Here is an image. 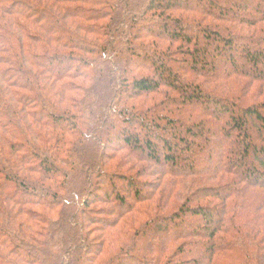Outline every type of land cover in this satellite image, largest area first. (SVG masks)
Listing matches in <instances>:
<instances>
[{"label": "trees", "instance_id": "1", "mask_svg": "<svg viewBox=\"0 0 264 264\" xmlns=\"http://www.w3.org/2000/svg\"><path fill=\"white\" fill-rule=\"evenodd\" d=\"M233 1L0 0V264H264V4ZM214 137L209 172L174 153Z\"/></svg>", "mask_w": 264, "mask_h": 264}, {"label": "rangeland", "instance_id": "2", "mask_svg": "<svg viewBox=\"0 0 264 264\" xmlns=\"http://www.w3.org/2000/svg\"><path fill=\"white\" fill-rule=\"evenodd\" d=\"M220 1H226V0H220ZM233 3H238V1H233ZM258 4H264V2H258V1H255V0H252L250 3H249V7L248 8H254L255 7V5H258ZM238 46V45H237ZM224 60H227V57L225 56L224 57ZM217 67H219L220 66V63H219V61L218 60H216V64H215ZM134 68H137V67H133L132 66V69L133 70H136V69H134ZM140 68H144V67H140ZM246 69H249V67H246ZM136 71H138V70H136ZM104 85L106 84V83H103ZM254 87L256 86L255 84L253 85ZM142 105V104H141ZM143 106V105H142ZM103 118H100V120H102ZM253 121V120H252ZM248 129L250 130V131H252V129H254L255 130V132L257 133V135H258V137H259V139L261 138H263V136H264V126H262V125H258L256 122H251V125H249L248 126ZM254 139V138H253ZM263 141H264V139H262ZM253 141H255V139L253 140ZM89 144H92L93 142H91V141H87ZM219 144H220V142H219V140L216 138V137H214V138H212V139H210V141H209V144L208 145H206L205 143H199V144H197V145H199V147H201V148H203V150H202V153L199 155V153H198V151L197 150H194V151H189V152H186L185 151V149H184V147H182V146H176L175 147V149H174V153H175V155L176 156H182V158H183V160L186 162V164H189L190 163V161H191V159H195V161H198V167H196L197 169H202V170H204V171H207V172H209L210 170H211V168L214 166V164L216 163V157H215V155H216V153H217V150H218V147H219ZM195 153H197V154H195ZM161 154L163 155V156H165V154L166 153H163V152H161ZM116 155L118 156V157H122V156H127V157H130V156H128L127 155V153H116ZM207 156H210L209 157V159H210V161L208 162V161H204L203 159H205ZM247 159L249 160V161H252V159H253V157L252 156H249V157H247ZM203 162V163H201L200 164V162ZM139 161H136V160H130V162H129V165H128V167H126V169H124V171H123V174H127L126 173V170L128 169V168H135L136 169V166L137 167H140V165H144L145 167H147L150 171H152V172H154V170H157V171H159V173H165V174H167V175H169L170 173H168V170L170 171L172 168H169V167H165L164 165L163 166H161L160 164H155V163H149V162H147V164H140V163H138ZM258 162V161H257ZM109 165V164H108ZM155 173V172H154ZM163 173V175H164V178H163V180L164 181H167L168 179H170V178H172V177H168L167 175H165ZM23 176H25V177H27L25 174H23ZM36 176H30V175H28V177L27 178H35ZM155 179H157L158 177H159V175L157 174V175H155V176H153ZM193 177H195V176H193ZM225 178V177H224ZM224 178H223V180L222 181H224ZM141 180L144 182V181H148L146 178L144 179V178H141ZM229 180H230V177L229 178H227V182H229ZM178 181H179V186H180V188H179V186H178V188H177V190H176V192L178 193V198H180V195L183 193V192H185L186 190H188L190 187H196V186H199V185H196V186H193L192 185V182H193V179L191 178V176L188 178V179H185L184 180V178H179L178 179ZM225 181V182H226ZM224 182V183H225ZM145 183V182H144ZM211 184H212V182H210ZM214 183H218L217 181H215ZM49 185H51L50 183H49ZM102 185L104 186V188H105V190L107 191V193L108 192H111L112 190L110 189V187H105L106 186V182L104 181L103 183H102ZM115 187L116 188H113V191L114 190H117L118 189V191L124 196V197H126V200H127V202H129V204L134 200V197H133V193L135 192L134 190H132L131 188H129V187H127L126 186V184H117L116 182H115ZM203 185H205V183L203 184ZM236 185H238V188H240V187H242V185L241 184H237L236 183ZM52 187H54V185H52ZM137 190H139L140 192H141V195L142 196H144L146 193H147V189L146 188H144V187H139ZM264 193V192H263ZM76 195H78V196H80V194H76ZM103 195V194H102ZM101 195V201L104 199V197H105V195H103L102 196ZM66 197V196H65ZM157 198H155L154 200H149L150 202L149 203H147V205H151L153 202H157V201H155ZM178 203V202H177ZM209 203H212V205L213 206H215V205H219L218 204V202H215L214 200H211ZM59 204V203H58ZM57 204V205H58ZM60 204H61V202H60ZM118 204V203H117ZM49 207H52V206H49ZM70 207H72V206H70ZM220 207V206H219ZM63 207H61V209H62ZM74 208L75 209H77V213H79L80 212V210H81V202L79 201V207L77 208V207H72L71 208V210H72V214H75V210H74ZM91 210H93V211H95L96 213L94 214V217L95 218H97V219H102V220H104L105 222L107 221V222H109L111 219H113V218H116V217H119V216H117L116 215V213H118V211H119V207H117V205L113 202V201H111V202H100V203H96V204H93L92 206H90L89 207ZM60 209V207L59 208H54L53 209V213L51 212V210H48V212H46L47 213V215L49 216V218H53V217H55L56 216V213H57V216H58V218L59 219H64L65 218V213H63L62 211H60L61 210ZM121 209V208H120ZM77 215V214H76ZM121 218V217H120ZM118 219V218H117ZM144 220V219H143ZM215 220L216 219H214V217H213V219H212V221L213 222H215ZM125 221V219L122 221V223ZM195 223V224H194ZM194 224V226H192ZM191 226H189V224H186V226L184 225V226H182V227H177V230H179V231H187V230H194V227H201V222L199 221V220H197V221H194L193 223H191L190 224ZM121 226V224L118 226V228ZM108 230V229H107ZM169 231H173L172 230V228L169 226ZM264 236V234L263 235H261V236H259L258 238L256 237V239H255V241H254V243H255V245L256 246H258V249L260 248V247H262V237ZM36 237L37 238H39V236H37L36 235ZM94 237V236H93ZM40 239H42V238H40ZM50 239H51V236H50V238H46V236H44V238L41 240V247H43V250L45 251V253H46V250L48 249V243L50 242ZM27 241L29 242V239L27 238ZM174 246H177V245H174ZM253 249H254V247H253ZM39 251H40V249H39ZM76 252H80V253H84V249L82 248V247H80L79 246V248L76 250ZM200 252H203V251H201L200 250ZM54 253H56V251L54 250H52V256L53 257H55L56 258V256H57V254H55L54 255ZM40 254H41V251H40ZM50 257L51 259L53 258V257ZM46 257H47V254H46ZM62 257H63V255H62ZM62 259V258H61Z\"/></svg>", "mask_w": 264, "mask_h": 264}]
</instances>
